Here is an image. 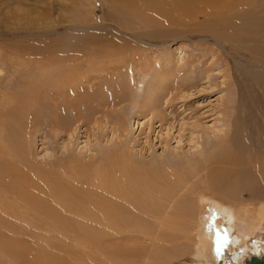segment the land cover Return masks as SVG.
Listing matches in <instances>:
<instances>
[{"label": "rangeland", "instance_id": "rangeland-1", "mask_svg": "<svg viewBox=\"0 0 264 264\" xmlns=\"http://www.w3.org/2000/svg\"><path fill=\"white\" fill-rule=\"evenodd\" d=\"M226 1L234 7L225 12L145 22L153 18L143 0H0V160L10 169L5 178L40 185L31 193L54 214L0 212V264H200L199 245L214 253L219 203L239 206L236 218L250 206L264 212V178L254 170L264 173V0ZM52 50L65 53L74 75L92 76L80 89L69 81L77 99L86 97L59 109L45 66ZM14 94L27 95L19 117ZM54 112L68 128L54 126ZM232 123L234 143L224 138ZM13 141L17 158L7 154ZM229 148L255 159L208 188L212 170L229 169L219 163ZM66 180L71 191L42 195L47 182ZM110 180L139 199L150 194L144 205L158 214L139 211ZM251 214L247 228L258 225ZM259 226L247 239L232 227L247 257L254 241L264 245ZM204 235L211 245L200 244ZM222 248L227 264L244 261L229 262Z\"/></svg>", "mask_w": 264, "mask_h": 264}, {"label": "bare ground", "instance_id": "bare-ground-1", "mask_svg": "<svg viewBox=\"0 0 264 264\" xmlns=\"http://www.w3.org/2000/svg\"><path fill=\"white\" fill-rule=\"evenodd\" d=\"M143 1H145V3L148 5V8H151V10L149 11V14L146 17L153 18L151 20H144L145 22L157 21L156 18L162 19V21L165 20V22L175 21L176 15L173 17V12H175L176 14H179V15H190L193 12H203V11L206 12L209 10L214 11L215 8H217V7H219L221 9V11L224 10V12H225V10L227 8L230 9V8L234 7L232 2H229L226 0H225L226 1L225 5L221 4L222 0H169V2L172 4V6L170 9L168 8L169 10H166L163 13V6L166 5V3H167L166 1H168V0H166V1L165 0H143ZM132 2H134V1H132ZM223 3H224V1H223ZM200 4H203L204 7L199 8L198 6ZM132 6H133V4H132ZM206 13H208V12H206ZM229 23H230V21H229ZM113 42L114 41H112V40H107L106 44L107 45H113ZM54 51L55 50L50 51V54H49L50 57L47 59L45 66L50 71L48 73L47 80H48L49 84L52 86V88H54L51 91V95H50L51 97H53L52 105L54 106V108L57 107V105H58V109H59V106L67 107L69 102L71 103L72 101L73 102L74 101H76V102L82 101L83 98L86 97L85 95H81L80 98L77 99L74 95L75 90L71 91L70 88L68 87L71 84V83H69V81H72L73 84L78 85V89H80L81 83H83L84 81H89L92 76L89 75L87 78V75H83V76L74 75V72L70 71V69L72 68V64L70 65V62H68L66 60L65 55H64L65 53H63L61 51L60 53L56 54V53H54ZM107 54L110 57H120L119 54L117 56H115V54H116L115 51H113V52L108 51ZM91 57H92L91 63H93L94 61L97 60V56H95L94 54H92ZM99 61H100V59H99ZM68 71L70 72L69 74H68ZM108 89L109 88H107V90ZM114 91L111 92V95L113 93L115 94V96L113 97L115 100L116 96H119V92H116V90H114ZM66 92H68L69 94H66ZM26 97H27L26 94H18V95L14 94L13 99L16 100V107L12 109L13 116H17V117L20 116L21 109L23 108L25 100L27 99ZM57 98L59 100H57ZM105 98H106L105 101H107L108 103L112 102L108 99L109 96H107L106 94H105ZM84 101H85V99H84ZM70 103H69V106L71 105ZM82 103L80 105H82ZM75 105H76V103H75ZM72 107H73V109H77L79 106L78 107L76 106V108H75L74 105H72ZM57 112H54L52 115L53 119H55V121L53 123L54 126H58V125L61 126L62 125L61 123H64V125H62L61 127L68 128L69 125L65 126L66 122H65L64 116H62L60 114V112L59 113H57ZM76 112H77V110H76ZM234 125L235 124L232 123L231 128H229V129H231L230 133L227 132V131H229V129H228L225 131V134H224V138L226 139L228 137L227 140H229L230 142H233V143L235 142V133L237 134V132L235 131L237 129H235L236 126L234 127ZM72 131H74V129ZM14 143H15V141H13V143L10 145V147L7 151V154L11 158L19 157L20 147L18 144H14ZM20 146H21V143H20ZM2 147L3 146H2L1 141H0V151H1ZM232 147H235V146L232 145ZM254 159L255 158H253L251 152H246L244 154H241L238 150H235V148L234 149L229 148L222 155V158H221V160H219L220 161L219 163L228 165L230 170L226 169V168L222 169V171L221 170L218 171L215 169L212 170V175L217 176V179L214 178V179L210 180L208 183V185H209L208 188L212 189L214 187H218V189H220L222 187L221 182L224 180L225 175L230 173L232 167H234L235 165L240 166V165H244V164H251L252 160H254ZM6 160L11 162V159H6ZM255 166H256V164H255ZM83 170L87 171L85 169H83ZM254 170L257 173L256 176H259V179L264 178V175H263L264 173L262 171H260V167L259 168L255 167ZM24 171L26 172L27 176L31 175V173L28 169H26ZM77 174L83 175V172L79 171ZM237 174H239V173H237ZM5 176L10 177V169L6 165V162H2L0 160V185L2 186V190H3V192L0 193V212H2L1 214L16 216V214L14 212V206H17V207H20L21 209H24V214H25L24 217H26L29 208L43 209L45 211L42 214H44L46 216H54L52 211L41 206L39 204V202H37L34 199L33 193H31L32 188L30 187V185H35V184L29 183L28 178L22 177L20 180H10L9 178L8 179L5 178ZM18 176H19V174L16 173L15 177H18ZM242 176H243V174H242ZM73 178H75V176H73L72 179ZM255 179H256V177H255ZM110 181L113 185L114 193L121 192V194L123 196H125L126 198H128L132 201V205L135 208H137L139 211H143L145 213L153 212L156 215L158 214V212L155 209L147 207V205H144L145 200H147V199H149V197H151V195L149 193H148L149 195H144L139 199V197L135 193L128 192L127 189H122L121 187H118L117 181H113V180H110ZM233 182H235V181H233ZM35 186H40V185H35ZM57 189L58 190L63 189L65 191L69 192L73 188H71V183L69 182V180H66V184H64V185L59 184V186H57L55 183L47 182L43 186V188L40 189V191H42V195H45V194L55 195V194H57ZM225 189H226V187H225ZM218 192L220 193V192H222V190H219ZM60 196H61V194H60ZM5 197H6V201L4 200ZM56 197H58V196H56ZM218 205H220V206H218L219 208H217V210L214 213L215 214L214 218H215V221L217 224L215 226L216 227L215 235L213 237L211 236V238L213 239L212 243L216 245L214 248V253H213V255L207 254V252L204 251V247L199 245V250H196L197 251V259L196 260H197V262L202 261L200 264H212L211 260L212 261L214 260V264H217L218 259H221L223 264H227V262H226L227 258L225 256V252H223V250H222L223 249L222 247H225V249H228L230 251V253H232V256H231V259H229V262L234 261V262L239 263L243 258L247 257V252H246V246L242 247L243 249L241 248L240 250H237V248H236L239 245L238 243L241 242L242 240L240 241L236 237H232L231 232H232V227L234 226V223H236L237 226L239 225V228H241L240 231L243 233L242 234L243 239H245L248 235L257 231L260 228L259 225L264 223V216H262V214L264 212L258 211V209H263V206H261L260 208L250 206V207H248L249 211H247L248 215L240 213L241 218H236L237 215L239 214V211H240L239 206L231 208L230 206H224L225 203H224V205H221L220 203ZM105 212L107 213V215L109 217L111 216V215H109L107 209H105ZM251 213H256V219L258 220V225H256V226L250 225L247 228V226H246L247 223H249V224L254 223V219H253L254 215ZM249 214H251V215H249ZM97 217L100 218V220H107L102 214H100V212L98 213ZM111 217L115 220V218L113 216H111ZM113 219H111L112 223L114 221ZM102 222H104V221H102ZM113 224H117V222L116 223L114 222ZM143 225H141V226H143ZM153 225H155V224H153ZM0 228H2V227H0ZM210 241H211L210 237L207 235L206 236L204 235L200 241V244L211 245ZM247 250H248V252L251 251L250 254L251 253L258 254L264 250V247L262 246L260 248V244H258L257 242L254 241L252 244H250L249 247H247ZM206 256L208 257V259H204ZM16 258H17V260H20L19 256H17Z\"/></svg>", "mask_w": 264, "mask_h": 264}, {"label": "water", "instance_id": "water-1", "mask_svg": "<svg viewBox=\"0 0 264 264\" xmlns=\"http://www.w3.org/2000/svg\"><path fill=\"white\" fill-rule=\"evenodd\" d=\"M212 218H214V215ZM217 264H223L222 260L218 259ZM241 264H264V250L258 254L251 253V255L248 258H245Z\"/></svg>", "mask_w": 264, "mask_h": 264}]
</instances>
